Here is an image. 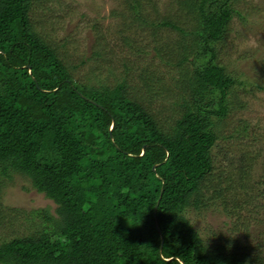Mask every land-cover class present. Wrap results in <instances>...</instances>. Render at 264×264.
<instances>
[{"label": "trees", "instance_id": "1", "mask_svg": "<svg viewBox=\"0 0 264 264\" xmlns=\"http://www.w3.org/2000/svg\"><path fill=\"white\" fill-rule=\"evenodd\" d=\"M33 2L0 0V176H22L55 208L38 209L44 220L32 233L1 240L0 264H264V226L204 235L186 215L219 204L234 212L218 186L204 187L238 81L218 60L236 0H176L178 13L156 20L142 0H126L132 21L179 32L167 62L184 93L171 123L126 74L111 84L75 77L33 27ZM241 156L247 181L256 156ZM244 187L264 211V175Z\"/></svg>", "mask_w": 264, "mask_h": 264}, {"label": "rangeland", "instance_id": "2", "mask_svg": "<svg viewBox=\"0 0 264 264\" xmlns=\"http://www.w3.org/2000/svg\"><path fill=\"white\" fill-rule=\"evenodd\" d=\"M142 1L143 12L153 20L174 17L179 10L176 0ZM235 3L239 10L218 42V60L238 81L231 86L227 116L217 120L215 168L204 187L210 195L218 186L235 213L228 215L221 204L189 208L186 215L204 235L210 227L238 237L245 224L264 226V211L255 205L256 189L244 187L264 175V0ZM30 15L33 27L56 47L75 77L111 84L126 74L132 93L173 122L178 112L172 102L184 93L178 67L167 62L176 60L177 30L132 21L126 0H34ZM245 152L256 156L247 181L240 179ZM43 207L54 211L55 203L27 179L0 176V242L32 233L44 220L38 214ZM258 210L263 224L255 220Z\"/></svg>", "mask_w": 264, "mask_h": 264}, {"label": "water", "instance_id": "3", "mask_svg": "<svg viewBox=\"0 0 264 264\" xmlns=\"http://www.w3.org/2000/svg\"><path fill=\"white\" fill-rule=\"evenodd\" d=\"M157 208V204L155 205V209ZM154 215H156V210L154 211Z\"/></svg>", "mask_w": 264, "mask_h": 264}, {"label": "clouds", "instance_id": "4", "mask_svg": "<svg viewBox=\"0 0 264 264\" xmlns=\"http://www.w3.org/2000/svg\"><path fill=\"white\" fill-rule=\"evenodd\" d=\"M62 243H63V241H62Z\"/></svg>", "mask_w": 264, "mask_h": 264}]
</instances>
